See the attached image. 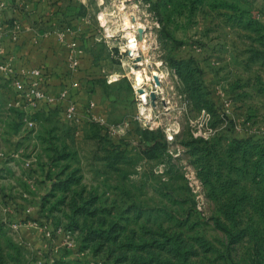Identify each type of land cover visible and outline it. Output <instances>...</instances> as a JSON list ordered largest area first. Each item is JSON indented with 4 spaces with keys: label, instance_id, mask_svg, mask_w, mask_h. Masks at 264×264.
Masks as SVG:
<instances>
[{
    "label": "rangeland",
    "instance_id": "1",
    "mask_svg": "<svg viewBox=\"0 0 264 264\" xmlns=\"http://www.w3.org/2000/svg\"><path fill=\"white\" fill-rule=\"evenodd\" d=\"M105 1L144 26L145 64L100 0L76 6L75 116L0 73V264H264V0Z\"/></svg>",
    "mask_w": 264,
    "mask_h": 264
},
{
    "label": "crops",
    "instance_id": "2",
    "mask_svg": "<svg viewBox=\"0 0 264 264\" xmlns=\"http://www.w3.org/2000/svg\"><path fill=\"white\" fill-rule=\"evenodd\" d=\"M78 1L81 5L77 4ZM86 2L87 0H0V63L9 65L18 74L23 70L43 68L51 80L49 97L59 98L66 85L75 80L72 78L68 81L65 77L70 76L67 66L68 44L76 40L85 52L87 50L80 40L87 20L79 18L77 11L75 12L76 6L80 11L84 9ZM88 9L91 10V7ZM0 73L8 78L4 72ZM77 89H72L70 95L75 103L77 92L74 94V91ZM19 103L33 112L51 110L46 102L39 107L25 100H19ZM63 104L64 102L61 106Z\"/></svg>",
    "mask_w": 264,
    "mask_h": 264
},
{
    "label": "built area",
    "instance_id": "3",
    "mask_svg": "<svg viewBox=\"0 0 264 264\" xmlns=\"http://www.w3.org/2000/svg\"><path fill=\"white\" fill-rule=\"evenodd\" d=\"M121 3L123 7L122 10L126 9L125 1ZM100 6L104 10H100V13L98 14V21L100 23V26L105 30L106 37L108 36L109 38L113 39L116 37V35L124 33L126 43L123 47L120 48V54H127L128 58L130 59V61H132V64L135 67L141 66L140 58L142 59L143 57L144 59V43H146V41L144 39V35L140 34V31L142 30L145 32L144 26L134 23L133 19L131 18L130 21L133 26L129 28V30H131L132 33L130 37H127V28L124 24V20L121 24L122 28H120V25H118V21L120 20L119 14L115 15L116 12L109 13L108 11H106L107 6L105 0H100ZM115 19L118 21H116L114 24H111V22ZM108 27L111 28L112 33L108 30ZM68 49L69 55L67 59V66L69 75L73 78V76H75L82 68L81 65L83 59L85 58L84 56L86 52L76 40H72L68 44ZM133 49H136V51H134ZM0 72H4L7 77L13 81L20 100L29 101L36 105L35 107H39V105L43 102L48 103L50 105L48 106L49 108L55 107L61 110L64 107V112L69 117L75 116L77 113H79L77 103L72 101L70 97L72 89L78 88L79 86V83L77 81L69 82L60 97L52 99L48 95L50 76L43 70V68L23 70L21 74H18L9 65L0 63ZM143 85L144 88H139V86L135 85L134 90L138 96L137 100L140 102V105L147 106L149 104V101L152 100L151 95L153 93L157 94V91L154 90L156 88L154 85H147L146 83H144ZM156 86L158 85L156 84ZM142 90L143 93H141ZM144 93L147 95V100L143 98ZM63 102L64 104L61 106ZM52 104H55L56 106H52ZM94 106L95 104H92V107Z\"/></svg>",
    "mask_w": 264,
    "mask_h": 264
},
{
    "label": "bare ground",
    "instance_id": "4",
    "mask_svg": "<svg viewBox=\"0 0 264 264\" xmlns=\"http://www.w3.org/2000/svg\"><path fill=\"white\" fill-rule=\"evenodd\" d=\"M124 24L126 25V28H127V32H126L127 33V37H130L132 31L129 30V28H131L133 26L132 23H131V21H130V19H128L127 17H125ZM108 30L112 33V30H111L110 27H108ZM133 50L136 51V49H133ZM140 61H141V65H144L145 64V61H144L143 57H142V59L140 58ZM146 61H148V60H146ZM152 74H153V81L157 85H159L161 83V79L163 78V76L160 75L159 73H157L156 71H152ZM147 80H150V78L149 77H145L143 74L136 72V79H135V81H136V84L135 85L136 86H139V88H144V85L143 84L144 83H147L146 82ZM143 95H144L143 98L146 99L147 95L145 93ZM148 108H147V106H143L141 111L148 118H152L151 114H149V112H148Z\"/></svg>",
    "mask_w": 264,
    "mask_h": 264
},
{
    "label": "water",
    "instance_id": "5",
    "mask_svg": "<svg viewBox=\"0 0 264 264\" xmlns=\"http://www.w3.org/2000/svg\"><path fill=\"white\" fill-rule=\"evenodd\" d=\"M142 33H143V31L141 30V31H140V34L142 35ZM141 93H143V90L141 91ZM151 98H152L153 103L155 104V101H156V99H157L156 94L153 93L152 96H151Z\"/></svg>",
    "mask_w": 264,
    "mask_h": 264
},
{
    "label": "trees",
    "instance_id": "6",
    "mask_svg": "<svg viewBox=\"0 0 264 264\" xmlns=\"http://www.w3.org/2000/svg\"><path fill=\"white\" fill-rule=\"evenodd\" d=\"M51 110H57L58 108H55V107H51L50 108ZM59 110V109H58Z\"/></svg>",
    "mask_w": 264,
    "mask_h": 264
}]
</instances>
